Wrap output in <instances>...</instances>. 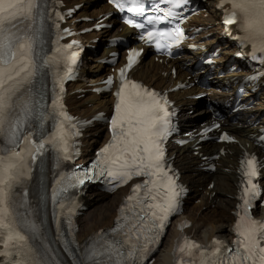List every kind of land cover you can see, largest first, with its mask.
I'll return each instance as SVG.
<instances>
[{"label":"snow or ice","instance_id":"obj_1","mask_svg":"<svg viewBox=\"0 0 264 264\" xmlns=\"http://www.w3.org/2000/svg\"><path fill=\"white\" fill-rule=\"evenodd\" d=\"M112 2L121 12L145 15L146 0ZM161 3L166 6L161 7ZM189 3L160 0L153 5L155 14L146 18L150 29L135 18L126 23L142 30V41L170 56L173 47L185 39L181 25L188 18L184 12ZM225 5L230 8L225 10L224 22L238 23L241 35L236 39L241 46L250 45V57L264 65V0H220L218 6ZM62 19L59 13L53 19L47 0H0V257L5 258L0 264H62L47 241L43 223L36 222L28 206L27 193L21 196L16 192L30 179L37 161L43 164L49 151L54 153L57 166L73 160L78 152L74 139L80 135L82 122L65 108L63 81L71 78L79 52L71 51L76 41L60 44L64 35L72 34L66 28L61 33L58 21ZM162 22L173 26L161 30L156 25ZM52 29L56 38L49 49ZM141 52L130 50L126 64L118 69V83L112 76L105 82L117 87L109 142L91 167L58 174L51 191L59 234L57 210H65L70 228L75 209L73 190L87 180L105 178L114 190L136 177L144 178L134 184L121 205L111 239L101 230L82 252L73 251V246L80 248L74 240L63 239L73 264H144L165 234L170 217L180 209L184 189L168 164L165 149L167 138L175 131L174 110H169L165 95L129 77ZM232 139L227 133L220 136L223 141ZM261 169L264 163L255 155L241 161L235 248L220 239L204 246L181 237L175 248L176 264H264V220L252 214L256 201L264 195L258 183ZM42 199L48 200L47 192Z\"/></svg>","mask_w":264,"mask_h":264},{"label":"bare ground","instance_id":"obj_2","mask_svg":"<svg viewBox=\"0 0 264 264\" xmlns=\"http://www.w3.org/2000/svg\"><path fill=\"white\" fill-rule=\"evenodd\" d=\"M82 4L83 6L73 18L75 22L73 26H78L82 29L89 23H79V18L93 17L98 18L102 13L111 9L105 0H71L69 6L74 4ZM213 6V5H212ZM218 12L211 7L208 10V15L204 14L196 18L198 23L204 28L196 37L195 43L199 45L213 44L218 36L217 27L212 25L217 19ZM117 20H114L116 23ZM213 33V36L205 39V36ZM130 34L128 29L122 32L118 30H103L87 34L86 38L91 40L95 36H101L104 40L96 49H103L100 56H89L86 62L87 70L82 71V76L77 83L69 84L70 91L78 88H90L97 86V82L104 79L107 73L100 58L106 56L109 51L115 48H106L108 38L113 36H127ZM203 50L188 53L182 59L173 62L177 68L178 77L174 78L171 73V65L168 63H159L154 60V56L145 57L142 63L133 71V75L143 80L145 83L156 87L169 88L176 84L178 78L186 77L187 73L184 70L187 67L186 60L196 58ZM231 52L222 51L219 60L224 62L228 59V54ZM95 61V62H94ZM232 73L231 75H236ZM199 90L180 91L175 94V99L179 105H182V110L186 114L191 108H195V113L202 114L203 104L192 98ZM79 92L74 93L69 99L70 110L83 117H91L98 111H107L111 108L113 97L111 95L99 96L97 93L90 92L88 95L77 99ZM264 95V93H263ZM212 99L222 100L224 96L213 91ZM263 105L252 109L250 112L242 113L241 116L234 121L232 116L228 117V128L238 138V142L232 145H227V154H221L217 160V171L213 174L204 173L201 170V156L196 154V148L192 144H188L182 148L172 146L170 154H174L177 167L182 172V180L191 188L192 193L186 201L185 210L182 216L176 218L172 222V228L169 233L168 240L161 253L157 256L154 264H172V250L175 238L178 236L176 229L177 223L183 219L191 221L192 225L186 231L193 235L201 242H207L213 236H232L233 224L235 220L234 211L236 209V195L238 182V169L240 167V157L245 151L257 150L254 146V140L251 135L257 132L260 127L264 126V118L259 117V113ZM108 138L106 129L98 126L89 130L82 139V145L89 155L90 150H95ZM222 145L204 144L199 151L203 155L218 153ZM214 183L212 188L209 187ZM127 190L123 189L114 194H106L97 191L94 188L85 196L88 209L80 219V230L78 237L81 241H88L90 237L98 230L110 227L113 224L117 214V208L126 195Z\"/></svg>","mask_w":264,"mask_h":264},{"label":"rangeland","instance_id":"obj_3","mask_svg":"<svg viewBox=\"0 0 264 264\" xmlns=\"http://www.w3.org/2000/svg\"><path fill=\"white\" fill-rule=\"evenodd\" d=\"M90 91L88 90V91H86L85 93H83V96L85 95V94H88ZM172 228V226L170 227V229ZM168 238V237H167ZM166 241H167V239H166ZM160 254V253H159ZM159 254H157V255H155V260H156V258H157V256L159 255ZM155 262V261H154Z\"/></svg>","mask_w":264,"mask_h":264}]
</instances>
